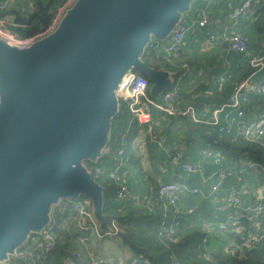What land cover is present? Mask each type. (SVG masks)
Masks as SVG:
<instances>
[{"label": "water", "instance_id": "1", "mask_svg": "<svg viewBox=\"0 0 264 264\" xmlns=\"http://www.w3.org/2000/svg\"><path fill=\"white\" fill-rule=\"evenodd\" d=\"M186 1L77 0L27 49L0 40V254L40 229V212L57 195H90L105 225L101 186L82 160L104 139L124 71H141L155 90L168 86L142 49L151 35L163 36Z\"/></svg>", "mask_w": 264, "mask_h": 264}, {"label": "trees", "instance_id": "2", "mask_svg": "<svg viewBox=\"0 0 264 264\" xmlns=\"http://www.w3.org/2000/svg\"><path fill=\"white\" fill-rule=\"evenodd\" d=\"M67 1L0 0V18L3 17L17 23L18 25H13L12 29L22 36L35 35L47 29L61 7L64 6L66 11L77 0H70L66 4ZM198 1L203 2L202 0ZM255 4H251L250 9L253 11V15L259 13L260 17H263L260 21L261 25L256 21V26L260 29L259 33L262 34V38L260 37L258 40H264V0H258ZM244 32L252 42L254 40L253 33ZM153 36L151 35L149 40L154 42L156 48L151 49L150 55H144L143 58L148 66L163 72L168 86L155 90L154 81L145 75L148 82L146 95L152 102L165 104L162 99L163 93L174 88L169 80H173L179 73L180 59L176 55L167 57L162 49L160 52H156L160 48V43ZM249 72L248 69L245 74L247 75ZM181 93L183 96L171 104L174 109H178L177 107L182 103L185 106L191 103L199 109V114H201L203 110L207 109L203 105H215L210 102L203 104L208 101H202L201 98H189L188 93V98H185L187 95L182 90ZM261 101L260 95L250 93L248 106H258ZM205 107L210 106L206 105ZM149 110L151 128L148 131L146 126L141 125L138 119L131 115L125 101L121 100L109 118L105 136L98 146V151L93 156L82 160L83 166L89 172L96 166H100L104 170L103 174L95 178L101 186L100 210L106 225L110 226L112 222L117 223L118 237L131 251L126 258L127 262L138 258V261L133 264H264V221L259 219L253 211L242 210V216L237 217L234 221L230 220L226 226L220 227L219 223L227 219L226 215L235 214L241 209L233 206L217 209L218 205L225 204L224 201H221V196L229 186H238L244 183L246 184L245 188L250 190V185L255 184L256 180L257 185H264V174L256 167L238 171L239 168L245 167L248 161L264 165V145L218 133L203 122L192 121L182 115L168 114L152 104L149 105ZM141 129L145 130L144 141L141 142L142 145H136L137 149L140 148L136 150V147H133V141ZM196 136L201 140L200 150L208 146L211 148L212 154L201 158V173H189L185 175L184 181L189 186L198 187L206 193L210 189L213 179L206 182L203 179L209 176L213 170H223L229 172L230 175L222 181L212 198H206L200 193L183 192L179 194L177 204L183 213L175 214L174 208L168 205L165 224H162L164 220L162 200L156 193V186L159 181H170L174 179V176L171 171L166 173L161 171L162 163L167 155L152 137L155 140L169 138V142L176 143L181 139L180 141L185 142L186 146L191 148L192 144L194 146L196 144L192 143L196 141ZM121 146L126 148L127 155L132 162L130 173L126 176L125 182L131 190L133 185L139 186L142 192L134 196L149 197L152 209L146 203H135L130 189L129 193L123 197L116 194L122 182L111 177L109 173L116 168L117 160L114 156H116V150ZM144 150L150 155L149 164L146 167L152 174L148 173L149 170H145L138 160V153ZM187 153L183 158L185 160H188ZM252 192L253 189H251L253 196ZM72 198H70V202L64 201L63 203L61 200L54 206L56 208L59 205L52 216L57 222H60L58 224L59 240L52 254L41 258L42 264H64L63 256L69 245L68 238L72 236L73 227L76 226V221L71 213L74 211L75 203H78L85 211L94 214L93 200L90 195L79 192ZM246 206L249 204L244 203L243 207ZM68 213L71 217L66 218ZM163 225V234L159 236ZM74 231L82 232V230ZM34 233L36 230L32 229L29 234ZM14 259L12 264H20L18 260ZM119 262L113 263L120 264Z\"/></svg>", "mask_w": 264, "mask_h": 264}, {"label": "built area", "instance_id": "3", "mask_svg": "<svg viewBox=\"0 0 264 264\" xmlns=\"http://www.w3.org/2000/svg\"><path fill=\"white\" fill-rule=\"evenodd\" d=\"M70 0L67 1L68 4ZM203 2H212L213 0H202ZM65 4V5H66ZM251 0H242L240 4L233 5L231 1L226 3L228 9V17L233 21L232 25L227 27V40L228 47L232 51L245 53L249 45V39L245 33L236 28V22L239 17L248 15L250 12ZM66 8L61 7L56 15L54 16L51 24L47 29L41 33L31 36H21L12 30L13 25L17 23L6 19L0 18V40L16 50H24L30 47L35 41L44 37L48 33L54 30L58 22L60 21L63 12ZM193 24L205 27V34L207 38L214 40L216 34H214L213 28L221 26V19L211 16L205 10H201L197 20H190L187 16H181L175 26L169 33L166 40V49L171 54L179 52V46L182 42L184 33ZM156 45L152 40H148L143 49L142 55H150L151 49H155ZM249 65L253 68V71L236 81H234L229 97L226 101L221 103L218 107L213 108L210 113H207V109L202 111V116L199 117L196 114V107L194 104H188L184 108L174 109L172 103L178 98H181L183 94L179 86H174L173 89L163 94V101L165 104L152 102L146 95L147 80L145 76L139 73L137 70L130 68L124 71L117 79L114 94L116 97V106H118L121 100L125 101L132 116L136 117L141 125H144L150 130L151 128V115L149 105L152 104L156 108L173 115H182L190 118L192 121L203 122L207 126H210L218 133L228 135L233 138H241L247 142H255L264 145V51L261 54L252 56L249 59ZM184 71L189 67L186 63L181 64ZM263 72L259 78H255L256 72ZM200 74V72L198 73ZM225 76H221L224 79ZM256 93L261 96L262 101L258 106L254 108L248 106L249 94ZM190 96L194 97V93ZM177 102V101H176ZM158 145L165 149L167 148L162 142V139L155 140ZM183 141H178L171 149H169L167 156L165 157L161 171L166 173L171 171L174 179L170 181H159L156 186V193L162 200V214L164 220L162 224H165V218L168 213V205L174 208L175 214H180L181 210L177 204L179 194L183 192L188 193H200L206 198H212L213 195L219 189L220 184L226 179L230 173L223 170H213L209 176L203 180L206 182L209 179H213V183L210 184L208 192L204 193L198 187L189 186L185 181V175L192 172H202V162L190 161L183 159L185 156V145ZM212 154L210 147L206 146L200 150L201 158L208 157ZM117 160L116 168L110 171V176L121 180L116 194L117 196H125L129 193V187L125 182L126 176L130 173L132 162L130 157L127 155L126 148L124 146L119 147L116 150ZM217 160V159H216ZM256 167L262 174H264V165L254 161H248L245 167H241L238 171H243L247 168ZM104 170L100 166H96L91 172V176L95 179L98 175L103 174ZM245 188H233L226 194L221 196V201H224V205H218V209H222L225 206H233L241 210L235 214L226 215L227 219L224 222H220L219 226L224 227L228 222L234 221L237 217L243 215L242 210H250L255 215L264 221V188L257 190L259 196L253 200L252 204L243 207L241 203V194L244 193ZM240 192V193H239ZM243 192V193H242ZM237 193H239L237 195ZM135 203H146L151 208L150 198L143 196H133ZM77 210L76 218V229L82 232L75 233L69 239V247L63 256L64 264H115L112 260L104 257L100 254L97 249L90 246V243L94 240H100V238H111L118 235L119 228L116 222H112L109 225H102L100 221L90 212L85 211L79 204H74ZM69 218V217H67ZM82 219H84L82 223ZM53 217L48 221V225L36 231L32 235H28L23 240L15 251L14 257L20 264H42L41 258L46 255H51L54 251L56 244L59 240L58 224ZM159 231V236L163 234L164 225ZM78 244V246L76 245ZM138 261V258H134L131 261L127 260L120 261V264H133Z\"/></svg>", "mask_w": 264, "mask_h": 264}, {"label": "crops", "instance_id": "4", "mask_svg": "<svg viewBox=\"0 0 264 264\" xmlns=\"http://www.w3.org/2000/svg\"><path fill=\"white\" fill-rule=\"evenodd\" d=\"M228 1H231L233 5H238L242 0H213L212 2L208 3L200 2L198 0H188L182 6L177 8L178 13L176 14L175 19L170 24L168 30L163 34V36H153L160 43V48H158L156 52H160V49H162L165 51V55L167 57H173L175 55L176 57L179 56L178 58L180 59V70L173 80H169L171 86H179L180 90H182L183 93L187 95V97L185 98H188L189 94V98H201L202 101H208L203 102V104L209 102L215 104L214 106H211L210 104H202L204 108H207V113H210L213 108L218 107L221 103L228 99L234 81L246 75L245 72L248 69L250 71L248 74L253 71V68L249 65V59L252 56L261 54L264 51V40H258L262 36V34L259 33L260 29L256 26V21L261 25L260 21L263 17H260L261 15L259 13L253 15V11L251 9L248 15L239 17L236 22V28L243 33H245L244 31H250L253 33L254 40L252 42L249 41L247 51L245 53H239L229 49L228 45L226 47L223 45L224 40L228 42L227 27L231 26L233 23V21L229 19L227 15L228 9L226 3ZM257 1L258 0H251V4L256 5L255 3ZM202 9L211 16L221 19V26L218 28H213L214 34H216V38L214 40L207 38L205 34L206 28L197 24H193V26H191L184 33L182 42L179 46V52L176 54L169 53L166 49V40L169 33L175 26L176 20L181 16H187L190 20L195 21L197 20L198 15ZM142 59L144 58L142 57ZM183 63H186L189 67L185 71L183 67H181V64ZM138 72L145 76V74L141 71ZM199 72L200 74H198ZM262 74L263 72L261 71L256 72L254 77L259 78ZM221 76H225V78L221 79ZM164 88H166V86H164ZM191 93H194V97L190 96ZM206 105H209L210 107H205ZM184 107L185 104L182 103L177 108L179 109ZM196 114L199 117L202 116V113L199 114V109H197V107ZM144 134L145 130L141 129L137 138L133 141V147H136V145H142L141 142L144 141ZM195 138L194 139L196 141L192 143L196 144L195 146L192 144L191 148H188L186 146V143L183 142L186 152H188L186 158L193 162L201 160L199 147L201 140L197 138V136ZM161 139V142L167 147L165 149L162 148L163 150H165L167 155L169 149H171L176 144V142H169V138ZM156 143L158 145V142ZM139 149H137L136 147V150ZM191 151L194 152L191 153ZM134 153L136 152L134 151ZM131 188L133 191L130 188L129 189L130 193H132L133 196L139 195L142 192V189H140V187L137 185H133V187ZM246 191L247 189L245 188L244 192L246 193ZM70 198L73 199L72 196L57 195L56 198L51 200L49 202V207L45 212V219L43 223L39 225V228L47 225L50 218L54 216V211L59 208V205L56 208H54V206H56L61 200H63V203L64 201L70 202ZM71 213L73 214V217L76 221L75 217L77 216V210L74 208V211ZM67 217H71L69 213L66 215V218ZM83 221L84 219H82V223ZM73 229H76V226H74ZM75 233L76 231H74L72 236ZM69 239L70 238H68V242ZM98 243H100V241L94 240L90 243V246L97 249L95 245ZM76 245L78 246V244Z\"/></svg>", "mask_w": 264, "mask_h": 264}, {"label": "rangeland", "instance_id": "5", "mask_svg": "<svg viewBox=\"0 0 264 264\" xmlns=\"http://www.w3.org/2000/svg\"><path fill=\"white\" fill-rule=\"evenodd\" d=\"M66 12V11H65ZM64 12V13H65ZM178 13V9L175 10V15ZM13 30V29H12ZM14 31V30H13ZM16 32V31H15ZM17 33V32H16ZM19 34V33H18ZM20 35V34H19ZM22 36V35H21ZM143 44V43H142ZM139 54V50L138 52L136 53V55ZM144 60V59H143ZM114 111V108L110 105V113H112ZM109 117H111V115H109ZM181 140V139H180ZM139 156H138V160H140L141 164H142V167L145 169V170H149L148 173L152 174L150 172V169H148V167H146L148 164H149V156L148 155V152L146 150L144 151H141L140 153H138ZM136 161V159H135ZM72 165V164H70ZM69 169L73 170L74 169V166L73 167H70ZM256 173V172H254ZM159 181V180H158ZM234 185H237V184H234ZM246 184L244 183H241L239 184L238 186H229L226 191L224 192V194H226L229 190L235 188H242L243 186H245ZM250 188L253 189V196L251 194V189L250 190H247L248 192H244L243 194H241L242 198H241V203L244 204V203H248L249 205L252 204L253 200L254 203H256V198L259 196V193L257 190H260L262 188H264V185H260L259 184L257 185V180H256V183L255 184H251L250 185ZM244 191V190H243ZM240 193V192H239ZM237 193V195L239 194ZM223 194V195H224ZM222 195V197H223ZM56 198V197H55ZM253 198V200H252ZM211 200V199H210ZM50 202V201H49ZM49 202L47 203V209L49 207ZM179 206V204H178ZM152 209V208H151ZM150 209V210H151ZM179 209L181 210L180 206H179ZM218 209V208H217ZM41 214V220L38 222V225H41L43 222V218L45 217V213L43 211L40 212ZM181 213H183V211L181 210ZM95 216V214H93ZM96 217V216H95ZM99 221V220H98ZM119 235L117 236H114V237H111V238H108V237H105V238H100V243L96 244L95 247L97 248V251H99L104 257L112 260L113 262H119V261H123V260H127L126 258L128 257V255L130 254V250L128 249L127 245L124 244V242L121 241V239H119L118 237ZM98 241V240H97ZM19 245V238L18 239H15L14 241H11L8 245H7V248H5L2 253L0 254V264H12L13 262V259L15 258L14 257V254H15V251L18 249V246ZM17 261V259H14Z\"/></svg>", "mask_w": 264, "mask_h": 264}]
</instances>
